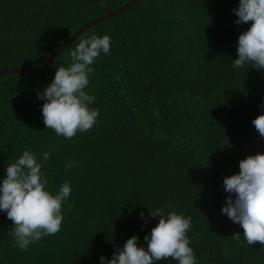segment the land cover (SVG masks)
Returning <instances> with one entry per match:
<instances>
[{
    "label": "trees",
    "instance_id": "obj_1",
    "mask_svg": "<svg viewBox=\"0 0 264 264\" xmlns=\"http://www.w3.org/2000/svg\"><path fill=\"white\" fill-rule=\"evenodd\" d=\"M128 1L0 0V69L41 66L84 23ZM238 2L140 0L85 29L46 70L0 74V174L25 149L38 158L49 151L48 189L65 181L72 189L61 230L26 251L13 245L12 221L0 212V264H99L133 234L145 244L159 218L145 205L191 217L197 264H264V246H248L242 227L221 213L223 177L264 152L252 124L264 111V69L231 67L251 23L234 22ZM93 32L111 37L87 87L100 114L65 139L45 128L37 91ZM68 161L83 166L68 169Z\"/></svg>",
    "mask_w": 264,
    "mask_h": 264
},
{
    "label": "clouds",
    "instance_id": "obj_2",
    "mask_svg": "<svg viewBox=\"0 0 264 264\" xmlns=\"http://www.w3.org/2000/svg\"><path fill=\"white\" fill-rule=\"evenodd\" d=\"M236 24L251 22L238 35L237 56L231 61L233 69L258 71L264 69V0H239L233 8ZM111 51V37L91 33L82 37L69 52L67 66L56 67L51 81L37 91L45 128L65 139L78 132L90 130L97 122L99 109L92 107L95 96L87 91L92 65L101 53ZM264 108V104L261 105ZM252 124L264 139V111L252 119ZM51 153L44 151L38 158L35 151L25 149L14 162L7 164L0 174V212L12 221L8 234L20 250L43 237L52 236L61 230L63 206L71 194L69 182H63L53 193L48 189V179L43 165ZM82 167V161H68L65 167ZM239 171L223 177V188L228 195L221 206V213L243 229L247 245L260 242L264 246V152H256L240 159ZM148 209L149 217H159L144 242L131 235L123 247H117L111 258L101 255L99 264H158L172 258L178 264H197V258L187 235L191 217L176 211L165 212L162 208ZM147 222L144 213H139ZM240 236L239 233L236 234ZM241 237V236H240Z\"/></svg>",
    "mask_w": 264,
    "mask_h": 264
},
{
    "label": "water",
    "instance_id": "obj_3",
    "mask_svg": "<svg viewBox=\"0 0 264 264\" xmlns=\"http://www.w3.org/2000/svg\"><path fill=\"white\" fill-rule=\"evenodd\" d=\"M140 0H129L128 2L124 3L123 5L114 8L110 11H107L93 19H91L90 21L84 23L82 26H80L70 37H68L64 42H62L59 46H57L52 53L49 55L48 59L45 61L44 64H42L41 66L37 67V68H32V69H28V68H21V67H5V68H1L0 69V74L3 73H7V72H13V73H22V74H31V73H39L42 72L44 70H46L52 63V61L54 60V58L57 56V54L63 49L65 48L68 44H70L76 37H78L85 29H87L88 27H90L91 25L98 23L104 19H107L113 15H116L124 10H126L127 8H129L130 6H132L133 4L139 2ZM168 1H175V0H168Z\"/></svg>",
    "mask_w": 264,
    "mask_h": 264
}]
</instances>
